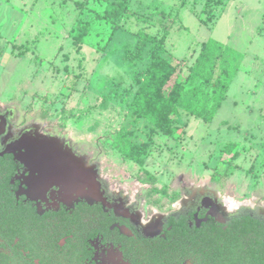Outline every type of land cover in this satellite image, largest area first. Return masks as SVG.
<instances>
[{"label":"rangeland","instance_id":"374dc122","mask_svg":"<svg viewBox=\"0 0 264 264\" xmlns=\"http://www.w3.org/2000/svg\"><path fill=\"white\" fill-rule=\"evenodd\" d=\"M112 1L0 0V102L42 130L94 140L100 153L116 150L111 140L117 130L145 144L142 164L131 160L134 187L147 190L162 209L206 191L192 184L216 178L238 174L245 185L264 188V0H210L208 7L206 0L184 6L179 0H125L134 15L120 19L104 15ZM161 9L177 14L163 51L177 67L170 83L185 77L208 38L239 54L238 70L212 120L181 111L171 135L150 131L126 105L135 74L148 61V53L131 60L128 49L137 30L159 32L145 17ZM94 103V110L83 113ZM164 177L170 183L162 190Z\"/></svg>","mask_w":264,"mask_h":264},{"label":"flooded vegetation","instance_id":"af4514ba","mask_svg":"<svg viewBox=\"0 0 264 264\" xmlns=\"http://www.w3.org/2000/svg\"><path fill=\"white\" fill-rule=\"evenodd\" d=\"M49 137L0 102V264H264V209L227 217L202 192L140 225L65 141L32 144Z\"/></svg>","mask_w":264,"mask_h":264},{"label":"trees","instance_id":"16d2710c","mask_svg":"<svg viewBox=\"0 0 264 264\" xmlns=\"http://www.w3.org/2000/svg\"><path fill=\"white\" fill-rule=\"evenodd\" d=\"M209 1L206 0L205 7H208ZM112 2L114 5L104 15L112 14L118 19L134 15V11L126 6L125 0ZM186 2L187 0H179V5L184 6ZM82 3L77 2L76 5L82 6ZM152 14L145 17L146 23L157 27L159 32L151 34L145 30L146 26L137 30L132 50L128 49L131 60L141 61L144 54L148 53L144 68L139 76L135 74V88L126 102L128 110L141 117L150 131H160L166 135L173 133L181 111L210 122L238 70L239 54L228 45L208 38L201 43L185 77L182 80L174 79L170 83L177 73V67L163 55V51L170 25L175 22L177 14L172 16L170 11L165 12L163 9ZM117 25L118 23H114L112 33ZM96 107L97 104L94 103L85 108L83 113L88 114ZM111 145L126 158L142 164L145 144L135 143L117 130ZM232 148L233 144H228L226 151L229 152ZM150 181L153 182V179Z\"/></svg>","mask_w":264,"mask_h":264},{"label":"clouds","instance_id":"9594fccd","mask_svg":"<svg viewBox=\"0 0 264 264\" xmlns=\"http://www.w3.org/2000/svg\"><path fill=\"white\" fill-rule=\"evenodd\" d=\"M35 121L39 123V121ZM10 125L15 134L24 128V125L14 127L12 122ZM58 136L65 139L67 145L76 155L85 157L86 166L95 168L96 182L108 200H122L123 207L130 214L139 213L140 225H147L158 214L167 216L179 213L184 207L181 203L182 197L174 204H169L167 210L162 209L160 204L151 202L147 190L134 187L137 169L133 162L126 159L119 151L108 149L104 153H100L95 141L82 135L73 136L64 132ZM181 173L184 174L186 180L185 173L178 172V174ZM189 175H192L191 171ZM207 175L212 177L213 173L209 171ZM169 183L170 178L164 177L161 181L162 190ZM192 186L205 189V195L214 199L224 209L227 217L239 214L242 209H247L252 213L264 209V188L256 187L250 182L245 185L238 174L223 179L216 178L211 180L210 184H192Z\"/></svg>","mask_w":264,"mask_h":264},{"label":"water","instance_id":"95a60500","mask_svg":"<svg viewBox=\"0 0 264 264\" xmlns=\"http://www.w3.org/2000/svg\"><path fill=\"white\" fill-rule=\"evenodd\" d=\"M32 144L42 145V146H51V145H60L61 141L60 139L56 137H49V138H43V139H35V141H33ZM79 162L80 164L82 162L80 158H79Z\"/></svg>","mask_w":264,"mask_h":264}]
</instances>
